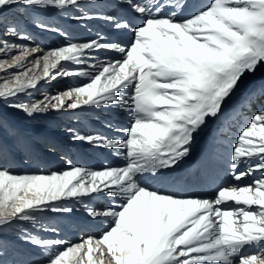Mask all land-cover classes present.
<instances>
[{"label": "snow or ice", "instance_id": "6c2138e0", "mask_svg": "<svg viewBox=\"0 0 264 264\" xmlns=\"http://www.w3.org/2000/svg\"><path fill=\"white\" fill-rule=\"evenodd\" d=\"M85 2L98 4L0 0V55L8 56L0 59V72L18 70L0 82V100L26 94L41 81H76L41 100L8 106L29 116L83 107L128 111L126 139L68 130L74 141L120 150L126 164L97 170L69 159L65 170L49 174H14L0 166V229L14 221L35 223L34 213L71 214L68 201H78L88 218H107L110 226L79 243L31 238L42 250L57 249L46 264H264V107L240 129L230 155L232 179L253 176L249 183L220 186L212 198L154 186L189 155L204 126L233 109L237 93L249 104L264 99V0H207L187 13L193 0H106L111 11L105 14L84 12ZM70 8L80 9L72 19L103 21L117 39L97 34L47 50L9 42L32 40L16 22L25 12ZM121 35L128 36L127 46ZM101 50L119 58L101 62L93 55ZM258 74L259 85L247 89ZM94 196L108 203L85 202Z\"/></svg>", "mask_w": 264, "mask_h": 264}, {"label": "bare ground", "instance_id": "6f19581e", "mask_svg": "<svg viewBox=\"0 0 264 264\" xmlns=\"http://www.w3.org/2000/svg\"><path fill=\"white\" fill-rule=\"evenodd\" d=\"M204 3H207V0H193V2L189 3V7L185 10V13L192 11L195 7ZM81 9L84 12L92 14H105L111 11L106 4V0H98V4L95 6L87 2L82 3ZM24 14L25 16L23 19L17 18L16 20L19 24L23 22V24H20L21 27L18 25L21 30L28 26L27 23L30 20H39L47 24L50 28L56 27L60 29V32L54 33L51 31H41L34 25L31 26L32 28H29V32L32 33V35H38L37 31L45 33V43H42L41 41V45L45 46V49L61 46L66 43L67 40L83 42L91 38H96L97 34L104 36L107 40L115 41L117 39L114 30L110 29L103 21L92 20L78 22L72 19V16L80 14V9L77 10V8H70L64 12L55 9H49L38 13L35 12L37 17H31L27 12ZM31 29L35 31H32ZM63 33H66L67 35L65 36ZM35 38L36 37L31 40L32 45H35L39 40ZM120 41L127 46L128 36L121 35ZM93 55L101 62L119 58L118 53L104 50H101L98 53H93ZM260 80L261 76L259 75L252 81V86L247 89L257 87ZM40 83L35 89H32V91L34 90L37 92L40 89ZM54 85L59 86L56 81H49L47 88L44 90L47 92L46 95L52 94L50 92L54 91V88H56ZM52 86L53 88H51ZM244 96V93H239L238 96L234 98L236 104L233 109H226L218 119L210 121L195 135L189 155L182 159L173 169L165 171L162 180L157 182L154 185L155 187L181 197L212 198L216 189L220 186H230L235 184L244 185L254 178L253 176H249L241 181H235L230 175L229 167L232 148L240 129L254 113L260 110L261 107H264V99H256L249 104L245 102ZM28 98H36V96L31 92ZM70 111L71 110L59 111L57 114L59 115V118L51 117L54 132H43V134H46L45 138L48 146L55 149V151L52 152L49 150L42 151L41 148L34 144V136H29L20 129L17 124H14L12 126L13 130L17 132V136L20 138L19 150L16 153L12 152L7 140L0 137L1 166L5 165L4 167L15 171V173H26L31 170L33 172L44 174L48 169L54 171L62 168V165L59 162L65 160L61 157H70L69 154L74 152L72 161L75 162L76 165H82L85 163L86 168L97 170L104 167H123L126 164V160L123 155L120 154V150L97 148L73 141L72 138L65 140L68 137L62 138L60 136L70 133L66 128H63V125L66 124L67 122L65 121L70 118L69 114H73L77 119L81 118V122L86 125V134H100L108 138L126 139V132L118 133L116 137L111 133V126L113 125L112 121L114 119L117 120V124L121 125L122 129L125 130L130 125L131 114L128 111L120 110L118 107H83L77 109L74 113H70ZM53 112L54 111L36 114L39 115L37 117L38 119H42ZM88 114L93 115V117L95 116L99 120V123L106 121V123L104 122V125L107 124V126H103L101 128L102 130H100V127L95 122H88L87 124ZM54 120H58L60 123L55 125L56 123L53 122ZM22 127H28L29 132L34 135L37 134L39 130V128L29 125H22ZM72 145L73 147H69ZM42 153L47 154V156L41 155ZM85 156H87L86 160H84ZM102 161H104L105 164L101 168L99 165ZM246 163L247 161L241 164L240 167L244 168ZM48 165L51 167L48 168ZM258 176L259 173H256L255 177ZM99 199L103 201L104 197H97L92 205H101ZM78 204L79 202L77 201L73 202L74 206H77ZM88 220L89 224L85 221L79 223L74 220L76 223L70 222L68 225L63 226L60 233H62V236L71 237L68 239V242H70L71 239L81 236L83 232H88V230H90V232L87 236H98L101 231L108 228L111 223L107 218H103V222L98 223L97 220L93 221L90 218H88ZM88 225L89 229H86ZM72 226H75L73 228V231L75 232L71 230ZM78 233H80V235Z\"/></svg>", "mask_w": 264, "mask_h": 264}, {"label": "rangeland", "instance_id": "374dc122", "mask_svg": "<svg viewBox=\"0 0 264 264\" xmlns=\"http://www.w3.org/2000/svg\"><path fill=\"white\" fill-rule=\"evenodd\" d=\"M27 14L31 17H37L35 12L27 13ZM9 15L12 16L13 14L10 13ZM24 16H25V14H24ZM32 21L33 20H30L27 23L28 26L24 27V29H22V31H24L26 34L30 35L32 38L36 37L35 39H39L35 45H32L31 41H19V40L14 39V38H8L9 42L15 43V44H25L28 47H34L38 44L40 47L45 49V46L41 45V41H42V43H45V39H44L45 33L41 32V31L40 32L37 31V33L39 35L38 36V35H32V33L29 32V28H32L31 26L34 25V23ZM20 24H23V22H21ZM20 24L18 23L19 26H20ZM31 30L35 31L33 29H31ZM52 48H55V47H52ZM16 54H17L16 52H12L9 55H16ZM7 58H8V56L0 55V59H7ZM30 59L32 60L33 58L29 57V60ZM93 62H95V61H93ZM16 71H18V70L9 69L8 72L5 74H3L4 72H0V82H3V79L8 78L11 74H13ZM37 71H40V70H37ZM259 75L260 74H258L257 76H259ZM256 77L251 78L250 80L247 81V88L252 86L251 83L253 80H255ZM55 81L57 82V85H59V86L54 85V87L56 86V88H54V91L50 92V93H52L50 95H54L58 91H64L69 84L76 82L74 80H68V79H58ZM40 84H41V86L39 87L40 89L37 92L34 90L33 91L30 90L26 94H21L17 97H13L12 99H10L8 101L0 100V137L7 140L8 145L11 147L12 152H14V153H16L19 150V140H20V138L17 136V132L15 130H13L12 126L14 124H17L19 126V128L22 129L29 136H34L33 137L34 144L36 146H38L39 148H41L42 151H48V150L51 152L55 151V149L50 148L48 146L46 138H45L46 134H43V132H47V131L50 133L54 132V127L52 125L53 123L51 121V117L59 118V115H57L59 112L54 111L53 113H50L46 117H44L42 119H38L37 118L39 116L38 114H33V115L29 116L20 110L13 109V108L8 106L10 103H19V102L32 103L34 101H38V100L43 99V96L46 95V93H47L44 90L47 88V84H49V81H47V82L41 81ZM51 88H53V86ZM31 92H33V95L36 96V98H30V99L28 98V96L30 95ZM238 94L239 93H237V96H238ZM75 111H70V113H74ZM48 112H51V111H48ZM50 115H52V116H50ZM69 115H70V118L65 121L67 123L63 125V128H66V130L72 129L75 132H79L81 134H86L87 133L86 125L81 122V118L77 119L76 117L73 116V114H69ZM87 116H88L87 117L88 118L87 124H88V122H95L100 127L99 128L100 130H102L101 128L103 126H107V124L104 125V122L106 123V121L99 123V120L95 116L93 117V115H91V114H88ZM53 122L56 123L55 125L60 123V121H58V120H54ZM112 124L113 125L111 126L112 127L111 133L114 134L115 137L118 133H125L126 132V129L125 130L122 129V126L117 124V120L114 119L112 121ZM22 125L23 126L29 125V126L37 127V128H39L38 133L34 135V134L29 132L28 127L23 128ZM39 131H41L42 133ZM60 137H62V138L68 137L66 139L64 138L65 140H68V139L72 138V133H68V134H65V135L60 136ZM125 137H126V133H125ZM63 143H65V142H63ZM69 147H73V145L69 146ZM41 155L47 156V154H45V153H42ZM69 155H70V157H68V156L67 157H61L62 159L65 160V161L59 162L62 165V168L54 170V171L59 172V171L65 170L67 168V166H66L67 161L69 159L71 161L73 160L74 152L70 153ZM38 156H40V155H38ZM86 159H87V156H85L84 160H86ZM72 163H73V165H76L75 162L72 161ZM104 164H105V162L102 161L99 166L102 168V166H104ZM1 165H2V162H1V157H0V166ZM4 166H2V167H4ZM78 166L85 167V163H83L82 165H78ZM50 167L51 166L48 165V168H50ZM5 168H7V167H5ZM10 171L13 172L14 174H40L38 172H33L31 170H29L26 173H22V172L15 173V171H13L11 169H10ZM50 172H52V170L48 169V171L46 170L44 174H49ZM96 198L97 197L94 196L91 198H84V200L86 203L92 205L93 201ZM108 199L109 198L104 197L103 201H101L100 199H99V201H100L101 205H105V204H107ZM73 202L74 201H68V203H70L74 208V211L71 214H62V213L57 214V213H52L49 211L42 212V213H34V215L36 216V222L35 223L30 222V221L29 222L14 221L11 225L0 229V264H46V260L51 255V252L56 251L57 249L54 248L52 250H42V249L32 245L29 242V240L31 238L61 239V240L68 242V239L71 237L62 236V233H60L63 226L68 225L70 222L76 223L74 220L78 221L79 223L81 221H85L86 223L89 224L88 217H87L86 212L84 211L82 205L79 203L77 206H74ZM98 222H103V218L98 219L97 223ZM74 227L75 226H72V229H71L72 231H73ZM52 228H55L56 230L52 231L51 230ZM86 229H89V225H88V227H86ZM73 232H75V231H73ZM89 232H90V230H88V232H83L81 234V236H77L75 239H71L70 242L71 243H79L80 238L81 237H87ZM78 234L80 235V233H78ZM85 264H87L86 261H85Z\"/></svg>", "mask_w": 264, "mask_h": 264}]
</instances>
